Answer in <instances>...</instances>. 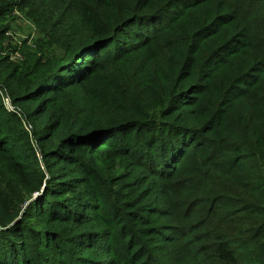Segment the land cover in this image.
I'll list each match as a JSON object with an SVG mask.
<instances>
[{
  "label": "trees",
  "instance_id": "trees-1",
  "mask_svg": "<svg viewBox=\"0 0 264 264\" xmlns=\"http://www.w3.org/2000/svg\"><path fill=\"white\" fill-rule=\"evenodd\" d=\"M16 8L40 55L24 120L0 100V264H264V0Z\"/></svg>",
  "mask_w": 264,
  "mask_h": 264
},
{
  "label": "rangeland",
  "instance_id": "rangeland-1",
  "mask_svg": "<svg viewBox=\"0 0 264 264\" xmlns=\"http://www.w3.org/2000/svg\"><path fill=\"white\" fill-rule=\"evenodd\" d=\"M17 2L18 0H6L5 4L0 6V30L8 29L7 32L3 35V37H0V100L3 103V107L7 111H13L16 114L19 113L18 115L21 117V120H24V118L22 117V113L19 110V107L16 108L12 105L13 84L16 86L18 85V83L24 85L26 82H31V80L33 79V76L31 77V75L34 72V64L29 65L26 63V61L28 60L30 55H33L32 61H34L40 54L36 55L34 54L35 50H33L32 52L28 49L30 42L33 40L34 32L31 31L32 27H30L31 25L27 21L28 19L25 16L24 12L17 10ZM6 3H11V9L10 7H5ZM8 10L9 14H6ZM16 53L19 54V57L16 56ZM22 58L24 59L23 61ZM12 72H17L16 76L18 77L12 78L9 82L6 83V80L4 78H6ZM44 72H46V68L40 67L37 69L38 75ZM64 78L65 76L63 77V79ZM52 80L53 82L57 81L56 79ZM59 80L60 82H58L61 83L62 76L59 78ZM22 128L26 133L32 131V126L28 125V123H23ZM31 141L34 148H36L37 144L35 142L34 136H32ZM108 165L111 168L112 175L122 173V168H120L119 166L116 167V165L112 168L111 163H109ZM76 176L77 174L70 173V175H67L64 180H69L72 179V177ZM1 179L2 173L0 174V182ZM38 196L39 194L37 193L33 195L32 199L36 197L37 200ZM40 203L41 200H37V202L34 203L32 207L27 211L25 215L26 217H24V223L26 224V226L29 225V227H31V229L35 230L36 232L40 231L45 224L42 223L41 220L37 219V217L35 216V214H37L38 212V209L41 207ZM68 227L71 228L70 225H68ZM14 231H19V229H15ZM70 250L75 251L77 249L74 248Z\"/></svg>",
  "mask_w": 264,
  "mask_h": 264
},
{
  "label": "water",
  "instance_id": "water-1",
  "mask_svg": "<svg viewBox=\"0 0 264 264\" xmlns=\"http://www.w3.org/2000/svg\"><path fill=\"white\" fill-rule=\"evenodd\" d=\"M34 201H36V197L31 200V202H34Z\"/></svg>",
  "mask_w": 264,
  "mask_h": 264
},
{
  "label": "built area",
  "instance_id": "built-area-1",
  "mask_svg": "<svg viewBox=\"0 0 264 264\" xmlns=\"http://www.w3.org/2000/svg\"><path fill=\"white\" fill-rule=\"evenodd\" d=\"M16 56H17V57H19V54H18V53H16Z\"/></svg>",
  "mask_w": 264,
  "mask_h": 264
}]
</instances>
